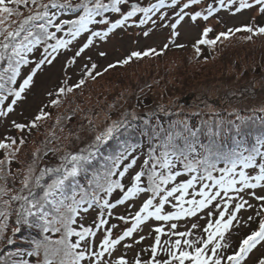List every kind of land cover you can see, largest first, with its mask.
Here are the masks:
<instances>
[{"label": "rangeland", "instance_id": "obj_1", "mask_svg": "<svg viewBox=\"0 0 264 264\" xmlns=\"http://www.w3.org/2000/svg\"><path fill=\"white\" fill-rule=\"evenodd\" d=\"M68 1H80V5L88 3L89 7H93L96 2ZM111 1L100 0L105 5H110ZM132 2L138 3L137 8L151 11L147 14L137 11L122 25L109 31L116 21L123 19L132 10L129 8ZM246 3L251 7L241 8V0H199L194 4L190 0H177L175 4L173 0H124V3L117 5L119 12L102 11V15L94 17L96 22L89 24L87 30L80 32L74 39L66 35L71 25L61 22L78 19L83 14V8L80 7V11L74 12L58 8L48 13V17L55 15L50 25L46 24L47 18L43 19L48 31L53 32L57 39L71 40V43L50 55L48 52L52 50L51 45L56 44V39L50 40L49 44L44 42L41 46L35 45L32 51L25 54L24 59L28 63H21L15 82L10 80L9 89L18 91L23 81L32 75L30 84L19 99L12 95H2L4 100L0 104V112L6 113L0 116V144L7 145L0 147V212L4 213L0 216V248L8 239L17 238L14 233L16 226H9L11 218H8L7 208L15 202L12 200L13 196L28 194L23 185L25 177L31 176L34 181L40 169L55 167L60 164V158L65 154H76L87 149L98 135L113 124H119L123 118L130 120L138 117L131 116V113L148 115L152 111H172L175 120L180 123L187 122L190 117L198 123V120L211 119L215 114L237 119L235 114L247 116L250 113H264V39L244 43L237 37L247 33L252 36L253 31L264 27V12L260 11L264 5L257 4L256 0H246ZM38 4L41 7L45 1ZM185 4L188 5L187 8L184 7ZM21 8L29 13L38 9L35 5L31 8L26 5V9L23 4ZM196 13H200V16L193 20ZM101 20L106 23H100ZM56 25L61 26L60 31H57ZM245 27H250L253 31H237ZM205 29H210L207 35L204 34ZM7 31L11 32L6 29L4 33ZM105 32L108 33L107 36L93 35ZM89 39L91 44H88ZM201 40L214 43H200ZM85 44L88 47L85 48ZM81 48L84 50L77 56L76 53ZM191 52L196 55L197 60ZM133 53H140L142 57L144 53H148L145 56L152 59L135 65L122 63L125 59L130 61L135 57ZM188 56L189 59H186ZM41 60L44 63L41 64ZM165 74L168 75L167 78ZM248 83L251 85H247ZM253 86L257 88V92H248ZM61 89L65 92L61 93ZM226 96H233L237 103H228ZM13 99H16L15 104H12ZM148 102L156 103L154 109L149 108ZM9 106L12 108L11 112L7 111ZM64 110L67 112L64 113ZM62 115L66 117H60ZM38 116L41 118L37 119ZM173 123L177 124L175 121ZM17 124L24 127L17 128ZM165 131L168 132L167 129ZM126 147L127 145L121 144V149L110 156L115 157ZM129 151L127 159L122 160L119 167L115 168L116 174L109 178L119 181L122 188H114L109 194L102 189H95V185L90 188L84 176L79 182L87 190L88 196L92 194L100 202L99 206L82 205L72 225L76 231L89 228L94 233L80 241L76 251L85 253L80 264H117L120 259H124L126 264H137L138 261L139 264H164L172 259L169 251L177 254L179 249L173 247L176 240L196 241L194 247H204L200 241L207 240L208 232L205 229L209 224L212 225L209 231H215V222H226L235 211L236 204L244 201L247 203L236 212L232 225L227 230L221 229L224 232L223 237H215L205 250V255L210 253L211 256L210 249L219 243L221 247L217 249L216 255L224 252L222 263L230 264L226 257L235 254L242 240L258 231L260 221L264 220V200L257 197H264V186L245 188L239 193H225L220 185L214 183L221 178L222 173L218 169L222 167L211 171L213 180H208L201 179L202 173L198 175L192 172L184 176V167L177 163L171 170L175 176L173 188L187 183L194 176L197 178L183 193L182 200H179L182 195L179 191L167 198L161 215H173L181 208L193 207L188 201L206 198L199 194L202 190L207 196L215 198L206 207L197 210L195 215H182L170 220H157L155 216H149L136 226L131 236L125 237L114 248L105 251L101 247L105 236L110 240L118 239L136 224V214L146 200L152 199L149 211L154 212L161 197L167 194L161 190L155 196L151 192H140L124 198L125 192L133 184V177L144 169V161L148 159L150 150L142 146ZM108 153V149L98 151L103 160L99 159L93 164L94 168L100 169L103 163H109L110 166V162L104 159ZM133 158L136 159L133 167L123 177L119 176L118 173L124 170V165ZM236 170L238 173L242 169L237 166ZM91 171L90 168L89 172ZM100 171L102 174L103 169ZM161 171L163 170L157 168V172ZM243 171L252 177L258 174L259 168H246ZM177 172L180 175H175ZM167 174L168 172L165 173ZM231 178L225 176L226 180ZM235 178L239 180L238 175ZM100 183H104L102 175ZM140 186L148 187L142 177ZM165 187L166 184L161 185V189ZM234 187L239 188L241 185L236 184ZM39 190L33 189L37 193L41 192ZM106 196L107 199H103ZM105 200L114 207H102ZM85 208L87 211H84ZM145 215L146 213H141L142 217ZM101 220L104 221L103 224ZM173 225L176 227L173 228ZM55 226L60 227L58 224ZM157 228L161 229L159 233L156 232ZM182 232L189 235L180 237L178 234ZM51 235L61 238L60 232H51ZM70 239L75 243L79 238L73 236ZM183 246L185 245L181 243V248ZM153 247L157 249L155 254L152 253ZM187 249L189 248L183 250ZM1 251L2 249L0 253ZM102 251L104 254L99 256L98 253ZM39 254L36 251V257L29 255L28 259H35L33 264H43ZM159 257L162 258L161 261ZM262 259L264 241L257 244L241 264H259ZM11 260H15V257H11ZM172 264H178V261L172 260ZM185 264L192 262L185 261Z\"/></svg>", "mask_w": 264, "mask_h": 264}, {"label": "snow or ice", "instance_id": "obj_2", "mask_svg": "<svg viewBox=\"0 0 264 264\" xmlns=\"http://www.w3.org/2000/svg\"><path fill=\"white\" fill-rule=\"evenodd\" d=\"M26 2V0H25ZM34 2V0H33ZM163 2V0H161ZM177 0H173L175 4ZM191 3H198L199 0H190ZM21 0H0V14L12 15L15 12L13 7L9 5H19ZM124 3V0H112L111 11L119 12V8L117 5ZM257 4L264 5V0H256ZM241 8L251 7L250 4L246 3V0H241ZM47 5L44 6L45 11L42 14H38L35 16H29L25 19L19 26V28L15 31L7 32L5 36V40L7 43H0V60L7 59L8 60V68L5 71H10L11 76L8 78L13 83L17 75L19 74V68L21 63H28L27 60L24 59V56L27 52L32 51L33 47L40 42L38 36H34L33 32L29 29H25L24 25L29 22H34L36 20L47 18L46 24H52L55 19V15L52 17H48ZM51 7H58L55 3L51 5ZM62 7V6H61ZM79 7L83 8V14L79 16L76 20L70 21H62L61 24H69L71 27L69 28L66 35L71 36L73 39L80 34L82 31L87 30V26L91 23L96 22L94 17L97 15H102V10L106 11L109 8V5L102 4L100 0H96L93 7H89L88 3H82ZM155 7V6H153ZM185 8L188 7L187 4L184 5ZM239 10V9H238ZM137 11H143L147 14L151 9H140L137 8L136 5H132V10L127 13L123 17V19L116 21L115 24L109 28L111 31L113 28H117L124 23L129 17L135 15ZM261 12H264V7L260 9ZM209 14H211V9L209 10ZM200 16V13H196L192 19L195 20L196 17ZM207 19V17H204ZM100 23H106V21L101 20ZM143 22V21H142ZM46 24H40L39 28L41 32L46 35L47 39H56V44L51 45L52 51H57L60 47H66L67 44L71 43V40L57 39L54 34L47 32ZM35 26V25H34ZM175 27V26H173ZM57 31L61 30L60 25H56ZM244 30L248 32H252L253 29L250 27H245L244 29H237V31ZM27 32V35L23 37V39L16 43V37L20 36L21 32ZM210 29H205V35ZM231 31V30H230ZM256 32L260 34H264V27L256 29ZM107 32L101 33H93L94 36H107ZM0 35H3V32H0ZM147 35V33H145ZM31 37V39H30ZM91 39H89L88 44H91ZM200 43H214V41H206L201 40ZM88 44H85L84 47H88ZM11 49L9 52L8 50ZM84 49L81 48L80 51L76 53L77 56L80 55ZM148 53H144L147 55ZM133 56L139 57L140 53H133ZM51 63V61H48ZM128 59L122 61V63H128ZM40 63H44V60H41ZM39 67V65H37ZM95 67V65H93ZM34 75V71H33ZM0 79H3L0 76ZM32 80V75H29L27 79L23 81L20 85L18 91H14L12 89H7L9 95L14 96L16 99H19L21 93L25 90L26 87L30 84ZM82 83V81H81ZM3 84H0V88H3ZM63 91V90H61ZM71 91V89H69ZM16 99L12 100V104L16 103ZM4 97L0 96V103H3ZM8 112L12 111L11 106L7 109ZM6 115L5 112H0V116ZM41 117H37L40 119ZM35 126L34 124L32 125ZM17 128H23V125H16ZM120 125L118 123L110 126L104 133L98 135L96 137L95 142L90 145L87 149H82L79 153L65 154L60 158L61 162L59 165L55 167H45L40 169V173L38 176L33 178L31 176H26L23 185L24 189L28 190L27 195H15L12 197L13 201H22L23 203L20 206V209L17 211V224L24 223L29 227H35L40 229L41 233L48 232H60L61 238L56 241H49L48 237L45 235L44 241H36L35 246L38 250L41 248L44 250V261L43 264H56V258L59 257V264H80V261L85 258L84 251L77 252V248L79 247L80 241L84 240L88 235H94L91 229L84 228L82 231H76L73 229L72 225L75 223V218L77 212L81 209V206L84 204H88L89 207L92 206L93 201L96 199H89L87 195V190L79 183L78 177L81 175L88 181V185L91 188L92 185H95V189H102L106 193H111L114 188H122V185L119 181H113L109 179L115 173V168L119 167L122 160L127 159L128 155H130L129 149L126 147L122 151L118 153L115 157L108 156L105 157V161L109 163H103L100 165V169H103V173L101 174L100 169L94 168L92 161L96 158V155L99 151L101 145L105 144L113 134L119 129ZM235 129V134L233 136V141L236 144V149H228L225 150L224 147L218 145L215 141H210L208 145H201V147L208 153L203 159H190V156L193 152H195V144L198 142V133L200 129L196 131H192L185 124L184 132L189 133V136H184L181 132H176L174 135L169 133L166 141L162 144L163 151L157 156L156 149L152 148L149 151L148 159L144 161V165H151L150 168L145 172L142 169L141 172L137 173L133 177V184L131 187L127 189L125 192L124 198H128L136 195L140 192H151L153 196L161 191V185L167 184L169 181L175 179V176L172 174V168L177 164H183V167L188 172H196L197 167L200 165H206L205 171L207 172L206 177H201V179L213 180L212 174L210 170H217L216 163L213 162L211 158H214L217 162H223L225 167L222 169H218L222 176L219 180L214 181V183L221 186V188L227 193L228 191H235L237 193L243 191L245 188L255 189L257 187L264 186L262 182H264V134L257 137L256 146L251 147L250 149L245 147V137L247 133L244 132L242 125H233ZM221 131L217 130L216 132H212L209 130L210 134L213 136H220ZM228 131H231L229 129ZM189 137L193 138L191 142L189 141ZM177 138H182L184 140V146L181 147L175 143ZM0 147H7V145L0 144ZM247 153V155H245ZM257 157L260 158V163L257 165L256 160ZM136 163V159L133 158L130 163L124 165V170L120 171L119 176L123 177L125 172L128 171L129 168L133 167ZM241 167V171L236 173L237 166ZM259 168V172L257 175L249 177L246 175L243 169L246 168ZM92 169L89 172V169ZM157 168L161 170H167L168 174L165 175L164 171L157 172ZM32 169H29L31 172ZM147 174L148 178V187L143 188L140 186L141 177ZM101 175L103 177L104 183H100ZM175 175H180L179 172L175 173ZM239 176V180L235 177ZM225 176H231V179H225ZM45 177H48L45 180ZM197 177H193L191 180H188L187 183H182L178 187L172 188L170 191H167L165 196H162L159 202V206L155 208V211H149L152 207V199L149 198L144 203L143 207L140 209V212L136 214V224L133 225L132 228H129L127 231L123 233L118 239L110 240L107 236H105L101 247L107 251L111 248H114L115 245L119 244L121 240L125 237L131 236L132 232L135 230L136 226L141 223L143 220H146L149 216H155L157 220H170L173 218H179L182 215H195L196 211L199 209H203L206 205L214 199L215 196H207V194L202 190L199 194L202 197H206L205 199H201L199 201L191 200L188 201L189 204L193 205L188 209H183L173 215H161V209L163 208L164 203L167 201V198L172 196L174 192H181L182 195L179 200L183 199V193L187 191L193 184V181ZM254 181V182H250ZM31 182V183H30ZM236 184H240L241 187H234ZM207 187V186H206ZM40 189L41 192H34L33 189ZM94 189V191H95ZM2 191V190H0ZM79 195V199L77 196ZM219 195V193H216ZM257 199L264 200V197H257ZM70 201V203H69ZM98 202V201H97ZM120 202H123L122 200ZM243 203L236 204V209L231 213L228 220L221 223V220H217L216 230L209 231L212 228V225L209 224L208 228L205 229L208 232L207 240H202L200 243L204 245V247H194L196 241L189 240H176L173 247L180 249L178 254L169 251V256H171V260L164 262V264H172V260L178 261V264H185V261H191L192 264H221V258L216 256L217 249L221 247L219 243H216L211 249L212 256L205 255V250L207 249L209 244H212L214 238L219 236L223 237L224 232L221 229L227 230L230 225H232L233 220L236 218V212H238L243 206ZM102 207H114V205H109L105 200ZM84 211H87L85 208ZM141 213H146L145 216H141ZM4 215L3 212H0V216ZM221 217H223V213H221ZM31 218V219H29ZM251 219V217L249 218ZM104 221L101 220V224ZM60 225V227H56L55 225ZM173 228L176 226L173 225ZM195 227V225H194ZM62 230V231H61ZM161 229L157 228L156 232L159 233ZM180 237L188 236L189 233L182 232L178 234ZM76 236L79 239L73 243L71 242V237ZM264 241V220L260 221L258 231L252 232L251 235L247 236L244 240H242L239 250L227 257V260L230 264H241L244 258L247 256L249 252L252 251L253 248L256 247L257 244ZM47 242V243H45ZM157 243H159V236H157ZM181 243L187 246L189 249H193L192 251H184L181 249ZM157 251L156 247L152 248V253L155 254ZM104 252L98 253L99 256H102ZM32 255V253H29ZM213 257H216L213 259ZM117 264H126L124 259H120ZM139 264V261L137 262ZM259 264H264V259L259 261Z\"/></svg>", "mask_w": 264, "mask_h": 264}, {"label": "trees", "instance_id": "obj_3", "mask_svg": "<svg viewBox=\"0 0 264 264\" xmlns=\"http://www.w3.org/2000/svg\"><path fill=\"white\" fill-rule=\"evenodd\" d=\"M45 1V4H43L41 7L39 6V2ZM68 0H21V3L19 5H9L10 7H13L15 9V12L12 15H7V14H0V26L1 30L3 29V35L4 37H0L2 40H0V43H7L8 41L5 40V36L7 35V32L4 33L6 29H10L11 31H15L19 28L20 24L27 19L29 16H35L38 14H42L45 11L44 6L47 5V12L52 13L54 9L58 8H64L66 9L65 11L70 10L72 12L74 11H80V1H77L75 3H66ZM96 1V0H95ZM55 3L58 7H51V5ZM22 4L25 6L28 5V7H32L35 5L38 7V9L32 10L30 13L25 12L24 9L21 8ZM38 4V5H37ZM111 4L112 1L109 5L108 10L111 11ZM62 6V7H61ZM27 9V8H26ZM104 11V10H102ZM105 13V12H103ZM43 19L36 20L34 22H29L28 24H25L24 27L25 29H29L33 32L34 36H38L40 39V42L36 44V46H41L44 42L49 44V41L52 39H47L46 35L41 32L39 25L43 24ZM37 23V25H36ZM35 25V26H34ZM48 33L54 34L53 32L48 31ZM252 36L247 34H242L239 37V40H242V42L247 43L251 41H258L264 39V34L257 33L256 31H253ZM23 35H27V32H21L20 36L16 37L15 42L19 43V39L23 38ZM55 36V35H54ZM263 38V39H262ZM31 39V37H30ZM238 41V40H236ZM50 50V49H49ZM9 52L11 49L8 50ZM48 51V50H47ZM51 51V53H50ZM48 53L49 55L52 54V50H50ZM191 51V49H190ZM48 53H46L47 56ZM192 53V52H191ZM190 55V53H189ZM194 59L197 60V57L194 53H192ZM192 57V58H193ZM26 59V57H24ZM186 59H189L188 57H185ZM199 58V57H198ZM152 58L148 59L147 56L144 55V57L139 56V57H132L128 63L131 65L138 64L140 62H145L147 60H151ZM184 62L182 61V64ZM8 68V60H0V76L3 77V79H0V84H3V88H0V96H7L9 95L7 89H9V83L10 80L8 79L11 76L10 71H5V69ZM251 68V67H250ZM258 69V67H257ZM255 71V70H254ZM253 71V72H254ZM263 71V70H262ZM261 71H258L260 73ZM106 73V72H105ZM103 73V75L105 74ZM262 73V72H261ZM180 74V73H178ZM167 74H165V77L167 78ZM174 76V75H173ZM178 76V75H177ZM165 78V79H166ZM251 85V84H247ZM254 88L250 89L248 88V92L250 93H256L257 88L253 86ZM242 88H245L242 86ZM256 88V89H255ZM62 90V89H61ZM65 92L61 91V93ZM242 93H244L242 91ZM233 96H226V99L228 100V103L234 102L235 99H233ZM150 104V102H148ZM152 104L149 105V108H153V106H156V103L151 102ZM1 104V103H0ZM136 107V106H135ZM157 108V107H156ZM135 110V108H134ZM64 113L67 112L66 110L63 111ZM131 112V111H130ZM129 112V113H130ZM220 113V112H218ZM70 114V112H69ZM132 114V115H131ZM129 115L131 116H138L136 119H128V118H123L119 122V129L113 134V136L105 143V146L101 145L99 150H109L108 154H105L106 157L110 156V154L114 153L116 150L121 149V144L127 145V148L129 150H135V148H142L145 147V149L150 150L152 148L156 149V155H160V153L164 150L162 147V144L166 141L167 136L169 133H172L173 135L176 132H181L183 133L184 136H189V133L184 132V127L185 124L189 129L192 131H196L197 129H200V132L198 133V142L195 144V152L192 153L190 156V159L196 160V159H203L205 156L208 155V153L201 147V145H208L210 141H215L218 145L222 146L225 148V150L228 149H236V144L233 141V136L235 134V129L233 125H242L243 130L245 133H247L245 137V147L251 148L253 146H256V140L257 137L261 136L264 134V113H256V114H246L237 115V119H231L230 117L224 116V115H219L215 114L216 116H212L211 119H206V120H198L197 121L193 118L190 117L187 122L185 123H180L179 120H175L174 113L171 112H156L152 111L151 113L147 114H142L140 115L138 113H131ZM176 114V113H175ZM223 114V113H222ZM128 116V115H127ZM192 116V115H191ZM60 117L65 118L66 116L62 115ZM146 117V118H145ZM175 121L177 124L174 125L173 123ZM196 126V127H195ZM165 129L168 130V132L165 131ZM211 129L212 132H216L217 130H223L221 131L220 136H213L210 134L209 130ZM231 129V131H228ZM193 138L189 137V141L191 142ZM175 143L181 147L184 146V140L182 138H177L175 140ZM264 150V149H262ZM100 154L97 153L96 158L92 161V164H95L101 159L99 156ZM247 155V153H245ZM210 159L213 160V162L216 163V167H225V164L223 162H217L214 160V158ZM103 159H101L102 161ZM260 158L257 157L256 163L257 165L260 163ZM183 167V164H181ZM151 165L144 166L145 172L147 171L148 168H150ZM206 165H200L197 167V171L194 173H197L198 175L202 173L203 177L207 175V172L205 171ZM240 166L238 165V168ZM159 170V169H158ZM185 170V169H184ZM164 174L167 172L165 170ZM213 172V170H210ZM237 171V170H236ZM192 172L184 171V176L190 174ZM83 175L78 177L79 182H81L83 179ZM143 180L145 181V184H149L147 174L142 176ZM175 182V179L171 180L169 183L166 184V187L164 188L165 191H170V189L173 188V184ZM87 185H85L86 187ZM89 188V187H88ZM161 189V190H164ZM40 191V190H39ZM94 192V190H92ZM161 192V191H160ZM159 192V193H160ZM89 199H93V195L90 194L88 196ZM79 199V198H78ZM103 199H107L106 197H103ZM98 201V202H97ZM23 202L22 201H15L11 207L7 208V213H8V218H11V224L9 226H16V230L14 231L15 235L17 236L16 239H8L0 249H2L0 253V264H33L35 262V259L29 258V253H32L34 257H36V246L35 242L36 241H44L45 235L48 237L49 241H56L60 239L54 238L53 235H51V232L48 233H41L40 229L35 228V227H29L27 224L20 223L17 224V211L20 209V206ZM92 204H95L94 206H99L100 202L98 199L94 200ZM88 205V204H87ZM31 219V218H29ZM47 243V242H45ZM187 246H183L181 249L183 250ZM180 250V249H179ZM177 251V254L179 252ZM39 251V256H40V262L44 261V250L41 248ZM186 251H192L191 249H187ZM224 252L221 254L216 255L217 257L221 258V264L222 263V257H223ZM8 255V256H7ZM210 255V253H209ZM208 255V256H209ZM212 256V254H211ZM11 257H15V260H11ZM160 258V257H159ZM216 257H213L215 259ZM32 260V261H31ZM162 258L159 259L161 261ZM171 260V259H170ZM159 263V262H158ZM56 264H59V257L56 258Z\"/></svg>", "mask_w": 264, "mask_h": 264}, {"label": "water", "instance_id": "obj_4", "mask_svg": "<svg viewBox=\"0 0 264 264\" xmlns=\"http://www.w3.org/2000/svg\"><path fill=\"white\" fill-rule=\"evenodd\" d=\"M132 7V6H131Z\"/></svg>", "mask_w": 264, "mask_h": 264}]
</instances>
